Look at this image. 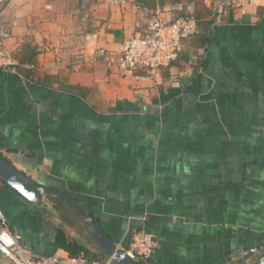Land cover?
I'll list each match as a JSON object with an SVG mask.
<instances>
[{
	"label": "crops",
	"instance_id": "1",
	"mask_svg": "<svg viewBox=\"0 0 264 264\" xmlns=\"http://www.w3.org/2000/svg\"><path fill=\"white\" fill-rule=\"evenodd\" d=\"M142 7L199 22L175 63L135 78L96 49L139 34ZM209 12L203 0H12L0 14L17 63L0 69V154L76 199L122 247L132 228L154 234L153 264H221L264 237V0ZM26 45L32 79L18 73ZM46 197L50 206L0 186L24 248L68 255L61 229L102 252L70 204Z\"/></svg>",
	"mask_w": 264,
	"mask_h": 264
},
{
	"label": "built area",
	"instance_id": "2",
	"mask_svg": "<svg viewBox=\"0 0 264 264\" xmlns=\"http://www.w3.org/2000/svg\"><path fill=\"white\" fill-rule=\"evenodd\" d=\"M12 0H0V14ZM207 9L213 15L224 13L234 5V0H203ZM142 31L130 38L124 39L117 52L106 47L96 49V58L111 69L132 75L135 78L152 76L156 71L175 61L183 50L188 36L197 26L193 15H181L172 21H165L158 8L142 7ZM3 34L0 31V69L17 72L16 61L11 52L3 44ZM3 180L0 178V186ZM21 236L12 231L0 209V264H117L109 255L103 252L90 251L101 256L90 258L84 252L76 256L38 254L24 248L20 244ZM159 245L154 234L145 228H132L125 251L141 262H149Z\"/></svg>",
	"mask_w": 264,
	"mask_h": 264
},
{
	"label": "water",
	"instance_id": "3",
	"mask_svg": "<svg viewBox=\"0 0 264 264\" xmlns=\"http://www.w3.org/2000/svg\"><path fill=\"white\" fill-rule=\"evenodd\" d=\"M0 178L12 189L30 202L41 204L46 195H55L68 204L81 216L87 229V233L92 237L97 246L105 255H109L117 264H144L131 257L122 247L117 244L91 217L86 208L76 199L67 193L51 187L36 184L31 179L24 176L10 163L0 156ZM235 264H264V237L259 240L246 253L241 255Z\"/></svg>",
	"mask_w": 264,
	"mask_h": 264
},
{
	"label": "trees",
	"instance_id": "4",
	"mask_svg": "<svg viewBox=\"0 0 264 264\" xmlns=\"http://www.w3.org/2000/svg\"><path fill=\"white\" fill-rule=\"evenodd\" d=\"M210 16H211V20L213 21V19L215 20L216 16L217 15H213L212 13H210ZM186 15H191V14H186ZM195 18H196V21H197V25H198V22H199V16L198 15H193ZM219 20H223V17L222 16H219ZM197 27V26H196ZM192 34V33H191ZM190 34V35H191ZM189 35V36H190ZM188 36V37H189ZM192 36V35H191ZM182 52L180 53V55L178 56V58L171 62L169 65L175 63L179 57L181 56ZM17 57L19 58V63H20V67L18 68V73H21L23 74L24 76L28 77L29 79H32L33 78V69L30 68V69H26V68H22L21 65L25 64V63H33L34 61V52L32 51L31 47L29 45H26V46H23L22 49L18 52L17 54ZM0 156L6 160L8 163L9 160L7 158H5L4 156H2L0 154ZM11 164V163H10ZM12 165V164H11ZM13 166V165H12ZM14 167V166H13ZM20 172V171H19ZM22 173V172H20ZM24 176H26L24 173H22ZM27 178H29L28 176H26ZM30 179V178H29ZM36 183V182H35ZM37 184V183H36ZM2 185H5V186H8L4 181L2 183ZM86 208V207H85ZM86 210L89 212V214L91 215V217L97 222L96 218L93 216V214L86 208ZM98 223V222H97ZM54 239H55V242L56 244L60 247V248H63L64 250H66L68 252V255L69 256H76L78 255L79 253L81 252H84L88 257L90 258H99L101 255L98 254V255H95V254H91L90 250L88 247L86 246H83V245H80L78 244L76 241L74 240H69L65 234L62 232L61 229H56L55 230V233H54ZM125 248V246H123ZM240 256H238L236 259H232V260H229L227 262H224V263H221V264H235L236 263V260L239 258ZM144 264H153V263H149V262H144Z\"/></svg>",
	"mask_w": 264,
	"mask_h": 264
},
{
	"label": "rangeland",
	"instance_id": "5",
	"mask_svg": "<svg viewBox=\"0 0 264 264\" xmlns=\"http://www.w3.org/2000/svg\"><path fill=\"white\" fill-rule=\"evenodd\" d=\"M220 1H224V0H220ZM180 15H186L185 13H181ZM48 197V196H47ZM46 196L43 198V201L44 202H46V203H48V205L50 206L51 205V200H49L50 198H47ZM58 199H60V198H58ZM60 202L61 203H64L62 200H60ZM66 205L68 206V207H71V206H69L67 203H66ZM50 218H53V217H50ZM0 260L2 261L3 260V257L2 256H0Z\"/></svg>",
	"mask_w": 264,
	"mask_h": 264
}]
</instances>
